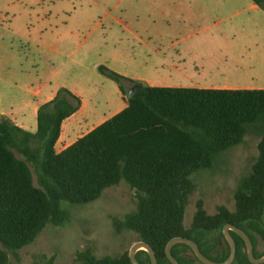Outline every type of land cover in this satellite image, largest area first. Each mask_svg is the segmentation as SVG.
I'll use <instances>...</instances> for the list:
<instances>
[{"label":"trees","instance_id":"1","mask_svg":"<svg viewBox=\"0 0 264 264\" xmlns=\"http://www.w3.org/2000/svg\"><path fill=\"white\" fill-rule=\"evenodd\" d=\"M255 1L264 9V0ZM99 71L122 88L124 76L105 66ZM81 103L79 96L61 87L40 105L35 132L0 117V264H10V254L33 243L47 226L68 223L71 215L63 202H93L122 182L135 190L136 207L122 218L112 216L113 225L118 232L133 231L150 244L158 264H172L166 245L176 236L193 239L204 255L224 261L230 246L214 254L219 239L208 233L223 234L228 223L247 232L256 257L264 254V88L143 85L127 99L125 108L58 152L62 124ZM252 131L260 137L258 155L237 184L234 209L222 205L209 214L200 199L187 227L186 208L196 189L192 175L212 168L217 155L241 144ZM231 234L237 246L232 264H254L243 238L232 230ZM189 252L191 247L184 243L172 248L181 264H203ZM136 257L152 264L145 250ZM75 260L78 264H132L129 251L97 257L91 248L77 251ZM54 261V255L43 256L38 264Z\"/></svg>","mask_w":264,"mask_h":264},{"label":"rangeland","instance_id":"2","mask_svg":"<svg viewBox=\"0 0 264 264\" xmlns=\"http://www.w3.org/2000/svg\"><path fill=\"white\" fill-rule=\"evenodd\" d=\"M114 4L115 0H0V115L2 111L10 114L11 105L38 101V91L45 85H66L81 94L87 111L94 109L100 118L109 116L121 105V85L102 74L100 66L125 77V92L132 82L146 77L155 84L173 83L156 73V49L140 47L127 28L122 11L114 9ZM260 26L247 25L235 34L264 33V14ZM246 46L242 49L247 53L264 54V44ZM229 55L227 63L220 64V73L213 65L203 67L197 63V73L188 82L196 86L264 87V75L244 73L235 60L238 54ZM259 140L255 132L248 133L241 144L217 155L212 168L192 175L196 189L186 208L187 227L192 225L200 199L209 214L216 213L222 205L234 209V192L239 180L252 169ZM32 169L38 185L33 166ZM63 207L70 212L69 222L47 226L33 243L10 254V264H38L41 257L53 255L54 264H78L77 251L91 248L97 257L119 256L139 240L133 231L118 232L111 218H122L136 207V192L125 182L108 188L93 202H63ZM208 236L219 239L224 246L220 232H210ZM259 248L262 249L261 243ZM219 252L215 250L214 254Z\"/></svg>","mask_w":264,"mask_h":264},{"label":"crops","instance_id":"3","mask_svg":"<svg viewBox=\"0 0 264 264\" xmlns=\"http://www.w3.org/2000/svg\"><path fill=\"white\" fill-rule=\"evenodd\" d=\"M114 9L122 11L127 28L141 48L156 49L153 50L156 73L163 75L162 79L173 81L155 84L151 78L146 77L135 80L136 83L159 87L264 88L227 84L196 86L188 82L197 73V63L203 67L213 65L220 73V64L227 63L230 53L238 54L235 60L244 73L251 76L264 75V54L254 55L244 50L246 45L252 43L264 44V33L235 34L243 31L247 25L261 27L264 9L255 0H115ZM116 19L120 23L123 21ZM61 87L66 85H45L38 91V101L26 102L22 106L11 105L10 114L2 111L0 117L7 116L20 127L35 132L40 105L51 100ZM70 90L81 98L82 103L62 124L56 142L58 152L127 106V98L119 87L120 107L109 116L100 118L94 109L87 111L80 93L72 88Z\"/></svg>","mask_w":264,"mask_h":264},{"label":"water","instance_id":"4","mask_svg":"<svg viewBox=\"0 0 264 264\" xmlns=\"http://www.w3.org/2000/svg\"><path fill=\"white\" fill-rule=\"evenodd\" d=\"M142 87H143V84H141V83L133 84L129 88V90L127 91L126 98L127 99L131 98ZM231 230L234 231L235 233H237L239 236H241L243 238V240L245 241L246 250H247V254H248L250 261L254 264H264V254L261 257L255 256L254 244L252 242L251 237L247 234V232L244 229L237 227L236 225H234L232 223H228V224L224 225L223 230H222L224 238L226 239V241L230 245V254H229L228 258L225 259L224 261H215V260L205 256L201 252L199 245L196 241H194L191 238L183 237V236H176V237H173L172 239H170L168 241V243L166 245V255H167L168 259L173 264H181L176 259V257L172 254V248L175 244L184 243V244L189 245L192 248L195 256H197L198 259L204 264H232L235 260V257H236L237 246H236L235 239L231 234ZM141 249H144L145 251L148 252V254L151 258L152 264H158L157 256H156V253H155L154 249L152 248V246L150 244H148L147 242L140 240V239L137 240L135 243H133V245L131 246L130 251H129V256H130L132 264H142L141 262L138 261V259L136 257V253Z\"/></svg>","mask_w":264,"mask_h":264},{"label":"flooded vegetation","instance_id":"5","mask_svg":"<svg viewBox=\"0 0 264 264\" xmlns=\"http://www.w3.org/2000/svg\"><path fill=\"white\" fill-rule=\"evenodd\" d=\"M222 236H223V234H222ZM223 242H224V246L223 245H221V242L219 241L218 242V245H217V247L215 248V250H220V252H222L223 250H225V249H227V247L228 246H230L229 245V243L226 241V239L224 238V236H223ZM199 245V244H198ZM200 248V247H199ZM192 249V248H191ZM192 252H193V250H192ZM192 252H189V256H191V257H197V256H195V254H194V252L192 253ZM137 254V253H136ZM206 256V255H205ZM198 258V257H197ZM210 258V257H209ZM177 259V258H176ZM212 259V258H211ZM141 260H143V261H145V259H144V257H141ZM141 260H138L139 262H141L142 263V261ZM199 260V259H198ZM214 260V259H213ZM200 261V260H199ZM201 262V261H200ZM202 263V262H201ZM143 264V263H142ZM173 264V263H172ZM204 264V263H203Z\"/></svg>","mask_w":264,"mask_h":264}]
</instances>
